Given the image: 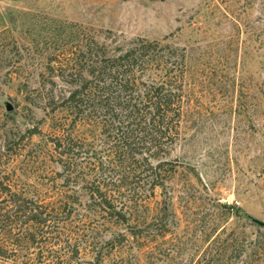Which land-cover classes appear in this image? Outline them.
<instances>
[{
	"label": "rangeland",
	"instance_id": "rangeland-1",
	"mask_svg": "<svg viewBox=\"0 0 264 264\" xmlns=\"http://www.w3.org/2000/svg\"><path fill=\"white\" fill-rule=\"evenodd\" d=\"M81 29L111 47L144 37L184 49L180 137L165 158L174 170L136 212L165 217L163 234L135 237V220L115 222L90 205L82 178L97 173L109 146L43 101L51 79L64 81L67 38ZM63 126L96 145L95 164L75 179L53 142ZM115 165L102 181L122 195ZM0 180L53 218L31 244L0 234V264H264V224L222 206L264 221V0H0ZM232 242L244 253L220 256Z\"/></svg>",
	"mask_w": 264,
	"mask_h": 264
},
{
	"label": "trees",
	"instance_id": "trees-1",
	"mask_svg": "<svg viewBox=\"0 0 264 264\" xmlns=\"http://www.w3.org/2000/svg\"><path fill=\"white\" fill-rule=\"evenodd\" d=\"M67 39L69 48L64 49L67 52L59 66L64 81L51 79L43 101L54 111H66L75 127L88 125L102 137L103 145L109 146V156L96 166L97 173L82 178L87 182L90 205L115 222L135 220L131 229L135 237L163 234L168 229L165 217L142 221L136 212L147 198V189L154 192L164 185L174 170L166 166L172 162L165 158L180 137L186 101L184 49L144 37L126 47H111L83 29ZM63 129L53 142L66 178L75 179L88 169L85 162L95 164L90 153L96 145L66 131L65 126ZM115 163L122 166L117 187L124 185L122 195L102 181L109 165ZM222 206L228 212L235 209L238 217L250 221L251 216L233 204ZM49 210L36 199L5 187L0 180V234L13 232L12 237L28 244L45 238L53 221ZM161 211L167 216L168 203H162ZM160 220L163 223L158 224ZM19 242L15 245H21ZM243 243L225 245L218 249L219 255L230 251L238 257L244 253ZM3 248L7 249L0 245V250Z\"/></svg>",
	"mask_w": 264,
	"mask_h": 264
},
{
	"label": "water",
	"instance_id": "water-1",
	"mask_svg": "<svg viewBox=\"0 0 264 264\" xmlns=\"http://www.w3.org/2000/svg\"><path fill=\"white\" fill-rule=\"evenodd\" d=\"M250 220H251V221H254V222H257V223H259V224H261V225L264 224V221H261V220H259L258 218H255V217H253V216L250 217Z\"/></svg>",
	"mask_w": 264,
	"mask_h": 264
}]
</instances>
